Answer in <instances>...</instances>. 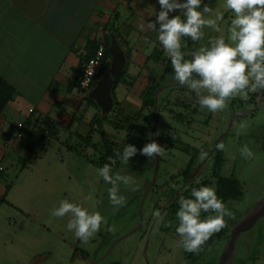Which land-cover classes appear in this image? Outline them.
<instances>
[{"label": "rangeland", "instance_id": "1", "mask_svg": "<svg viewBox=\"0 0 264 264\" xmlns=\"http://www.w3.org/2000/svg\"><path fill=\"white\" fill-rule=\"evenodd\" d=\"M206 1L213 12L224 13V20L220 22V33L212 28L203 29V37L209 42L219 35H227L232 13L224 7V0H204V3L208 4ZM191 91L186 87L183 90L170 91L164 97L167 105L163 102L162 110L158 114L156 138L158 143L165 147V152L160 157L157 181L143 205V222L136 232L128 235L139 222L138 220L136 223L132 218L137 210L140 215L143 195L139 204L137 196L147 181L152 179L155 169V158L150 159L140 154V150L153 141L152 113L144 111L142 115L136 116V113L121 112L117 106L112 112L103 115L101 110L92 106L98 115L104 118L102 132H99L95 125L89 141L76 139L73 145L75 148H81L98 168L106 147L113 149L115 155L109 159L113 175H131L134 181L129 186L120 185V194L124 195L126 204L117 209L110 203L108 189L111 185L99 175L100 168L91 162L88 163L89 160L82 156L68 159L63 144H52L43 162L44 177L41 181L37 177L32 178L34 187H37L38 191L42 190L39 193L42 208H34L36 213H40L35 222L42 224L32 228H29L30 224L27 223L25 226H17L20 239H16V247L8 251V254L5 249L0 248V264H31L40 254L43 255L40 264H92L95 261L92 257L97 245L112 233L115 238L111 245L117 239L124 238L98 264H218L224 246L231 236V230L236 224L233 226L226 222V227L214 233L198 252L190 255L192 252H184L181 237L176 232L179 220L173 217L171 205L179 204L181 197L190 198L192 189L199 188L203 182H208L206 186L216 190L217 179L212 175L210 153L216 142L225 145L227 163L221 171L222 175L233 173L245 182L243 197L227 207L233 213V218H242L256 198L264 193V90L261 93L263 99L257 105L250 103V99L234 104L230 100L225 109L213 113L204 108V112L198 113L200 116L197 117L194 110L200 104L197 94ZM186 104H189V109L185 107ZM126 108L131 110L135 107L128 105ZM242 112L244 114H241ZM77 113L84 116V113ZM211 116L213 122L210 123ZM109 121H115L119 126ZM66 131L61 134V138L65 140ZM41 134L40 130L36 132L37 136ZM127 144L135 145L137 154L125 164L116 153L122 152ZM244 145L251 149L253 157L242 156L240 150ZM205 147L207 156L204 159L198 158L192 176L187 177L184 171L188 161L199 148ZM62 157L67 165H58ZM113 160L115 163H112ZM69 165V172L73 175L71 180L66 176V167ZM56 168L63 169L56 171ZM14 175L15 171H10L9 180H12ZM190 182H193L192 189H189ZM187 189L189 191H185ZM34 199L35 193L32 199L28 198L27 203L31 204ZM65 199L88 209L89 212H100L107 223L102 224L100 231L87 242L82 241L75 236L74 231L67 229L70 214L62 218L52 215V211ZM10 211L9 207L3 206L0 210V220L10 216ZM156 211L161 213L160 218L154 216ZM210 214L212 213H202L201 218ZM109 227H114L115 231H108ZM148 238L149 242L146 244ZM207 243L212 246L208 248ZM76 247L78 252L75 251ZM109 248L100 252L98 259L104 256ZM83 250L90 252L91 260L78 256ZM249 250L264 252V217L252 229L240 235L233 264L241 263Z\"/></svg>", "mask_w": 264, "mask_h": 264}, {"label": "crops", "instance_id": "2", "mask_svg": "<svg viewBox=\"0 0 264 264\" xmlns=\"http://www.w3.org/2000/svg\"><path fill=\"white\" fill-rule=\"evenodd\" d=\"M159 10L158 0H0V199L5 200L0 210L3 206L11 209V215L0 220V248L7 254L20 239L17 226L42 224L35 222L40 213L34 211L35 207L42 208V190L34 187L32 178L41 181L44 177L43 162L52 144H63L68 159L80 158L68 145L74 144L77 134L86 137L92 133L91 121L98 112L85 99L88 94L76 86L75 79L79 66L104 39V26L115 11L119 12L120 37L131 48L125 76L115 89L121 112L137 113L144 90L162 79L168 57L157 40L158 33L147 27ZM157 50L162 52L159 58ZM128 105L135 108L127 109ZM196 109V117L204 112L201 106ZM47 120L56 131L44 136L32 152L31 145L40 137L36 132L45 129ZM65 130L66 140L61 138ZM222 154L226 158L225 149ZM61 160L58 165H67L64 157ZM66 168L71 180L70 165ZM12 170L15 175L9 180ZM221 171L222 177L242 184L240 200L245 182L233 173L224 176ZM34 193V201L28 204ZM263 197L264 193L257 197L246 214ZM237 201H229L227 207ZM78 256L83 258L81 253ZM239 264H264V252L249 250Z\"/></svg>", "mask_w": 264, "mask_h": 264}, {"label": "clouds", "instance_id": "3", "mask_svg": "<svg viewBox=\"0 0 264 264\" xmlns=\"http://www.w3.org/2000/svg\"><path fill=\"white\" fill-rule=\"evenodd\" d=\"M158 4L160 10L147 27L158 33L157 40L170 59L174 80L193 90L202 108L215 113L225 109L231 99L240 97L246 100L249 93L264 90V0H224V7L232 13L227 35H219L207 45L198 47L188 59L182 51V39L190 37L198 42L206 27L220 33L224 13L213 12L204 0H158ZM151 51L152 46L148 54ZM224 148L222 142L217 145L219 151ZM240 151L245 158L254 155L247 145ZM164 152L165 147L155 141L140 150L141 155L150 159L162 157ZM136 154L137 148L132 144H127L122 152L116 153L125 164ZM206 156L207 153L202 150L200 159ZM98 172L111 185L108 189L110 203L117 209L124 206L126 199L120 194V185H131L134 182L132 176L113 175L109 164H104ZM191 197L179 200L176 232L186 251L198 252L214 233L226 227L225 217L233 218V213L218 198L213 187L194 188ZM202 212L213 214L201 218ZM69 214L71 218L67 229L74 231L75 236L84 242L107 223L100 212H89L67 199L52 211L55 217ZM154 216L160 218L161 213L156 211ZM108 231H115V228L109 227Z\"/></svg>", "mask_w": 264, "mask_h": 264}, {"label": "trees", "instance_id": "4", "mask_svg": "<svg viewBox=\"0 0 264 264\" xmlns=\"http://www.w3.org/2000/svg\"><path fill=\"white\" fill-rule=\"evenodd\" d=\"M208 6H209V3H208ZM118 20H119V12L115 11L112 14V18H111L110 23L104 26V39L102 41H98V43H97V45H98L100 42H103L106 45V55H105V68H106V70H108L109 67H110L111 55H110V52H109V46H110V40H111V37H110L111 33H114L116 35V37H117V39L119 41V44L123 47V49H124V51L126 53V57H127V61L128 62L130 61V57H131V48L129 47V44L123 42L121 37H120ZM195 42L196 41H193L190 37H184L182 39V44L184 45V47L182 48V51L184 52L186 59L191 58V52H192V50L194 48ZM207 42H208V39L202 37V39L200 41H198L197 48L200 47V46H205L207 44ZM161 54H162V52H160L159 50L156 51V55L158 56V58L161 56ZM84 63L85 62H83L79 66V69L77 70V78L75 79V82H76V86H78V87H79V75L81 73V69H82V66H83ZM124 76H125V71L122 73L119 81L117 82V84L113 88L112 94H113V97H114V106H113V108H112V110L110 112H112L115 109V107L119 106V102H118L117 97H116L115 89H116L117 85L120 82H122V79L124 78ZM173 77H174V73L172 71V65H171L170 59L168 58V63H167L164 75L162 76V79L160 80V82H158L157 84L149 85L144 90L143 97H142V100H143L142 107L135 114L136 116L142 115V113L144 111H149L150 113L153 112V108L155 106V96H156V91H157L158 87L163 85V84H165V83H168V82H177V81L174 80ZM185 88H186V86L180 85L178 87H172L170 89L164 90V92L161 93L160 96H159V100H158V114L162 110L164 97H165L166 93H168L170 91H173V90H183ZM262 91L263 90H259V91L255 92L254 94H252V96H251V98L249 100L250 103L254 102L255 105H257L256 99L262 93ZM85 99L90 104H92L95 107H97L98 110H100V108L98 107L97 103L94 100L90 99L88 97V95L85 96ZM237 101L238 102L239 101L243 102L244 100H241L238 97H236L234 99H231V103L232 104H234ZM164 103L166 104V102H164ZM185 107L186 108L189 107V104H186ZM194 111L196 112L197 109H195ZM102 120H104V118H101L98 114H96L93 117L92 121H91L92 130L94 129V127L96 125L98 131L102 132ZM46 123H47V125H46L45 129L41 130L42 134L40 135L38 140L31 145V151L32 152L39 145V142L42 140V138L44 136L52 135L56 131V126L53 123H51L50 120L49 121L47 120ZM109 123H111V124H113V125H115L117 127L119 126V124L117 122H115V121H109ZM90 137H91V134H89L86 137H83V136L77 134V138L80 139V140L82 139V140H85V141H89ZM217 145H218V142H216L213 145V147H212V149L210 151V153H211V163H212V175H213L214 178L217 179V185H216L217 196H218L219 199H221L224 202L225 206L227 207V204L229 203V201H237L241 197V195H242V184L238 180H236L234 178H225V177H222L220 175V171L223 169V167L227 163V158H225L223 156L222 151L217 150ZM68 148L70 150L75 151L78 155H80L82 157H85L89 161H91V159L85 154V152H83V150L81 148H75L74 145H68ZM205 149H206V147L205 148H199L196 151L195 155L192 156L190 158V160L188 161L187 166H186L185 171H184V174L187 177H191L192 176L194 167L197 164V160H198V158L201 155V151L203 150L205 152L206 151ZM114 155L115 154L113 153V149L110 146L106 147L105 153L101 157L99 168H101L104 164H109L110 165L109 159L112 156H114ZM149 180L147 181L148 184H149ZM147 183L143 187L142 192L137 196V198H138L137 199V203L138 204L140 203V200L142 198L144 189L147 186ZM207 184H208V182H203L200 185V187L201 186H206ZM189 187H190L189 189H192L193 182H190ZM7 188H8V186H7ZM185 191H189V190L187 189ZM190 198H192V197H190ZM4 201H5L4 199H0V203H2ZM179 207L180 206H179L178 203H173L171 205V211H172L173 217H177L176 214H177V212L179 210ZM139 217H140L139 210H137V212L133 215L132 218L137 223L138 220H139ZM225 221L228 224H232L234 226L239 220H237L235 218H229V217L226 216L225 217ZM114 236H115V234L112 233L110 237H106L105 236L106 238L99 242V244L97 245V248L95 250V253H94L93 257H92L93 260H97L101 256L99 253L100 252L102 253V252L106 251L109 248V246L111 245V243L113 242V240L115 238ZM211 246H212L211 243H207V247L208 248L211 247ZM78 251L79 250L76 249V252H78ZM184 252L187 253V251L185 249H184ZM193 253L194 252H192V254H190V255H193ZM81 256L83 258H85V259L89 258L91 260V254H89L88 252L81 251ZM41 259H43V255L42 254L37 255L34 258V260L31 262V264H40Z\"/></svg>", "mask_w": 264, "mask_h": 264}, {"label": "water", "instance_id": "5", "mask_svg": "<svg viewBox=\"0 0 264 264\" xmlns=\"http://www.w3.org/2000/svg\"><path fill=\"white\" fill-rule=\"evenodd\" d=\"M111 40H110V46H109V52L111 55L110 59V67L109 69L104 73V75L99 78L95 84V86L89 91L88 97L92 100H94L98 107L100 108L103 115L109 113L113 106H114V97H113V88L119 81L122 73L125 71L126 65H127V57L126 53L123 49V47L119 44V41L114 33H111ZM198 42H195L194 48L192 52L197 49ZM191 52V53H192ZM180 84L178 82H168L158 87L156 91L155 96V106L153 108L152 112V140L157 142L156 138V130H157V124H158V98L159 95L166 89L172 88V87H178ZM263 98V94L260 96L261 102ZM250 112V111H249ZM241 114H244L242 112ZM159 162L160 157L157 156L155 158V169L154 174L152 176V179L150 180L148 186L146 187L144 193H143V199L141 202L140 207V217L139 222L137 226L129 232L128 235L136 232L139 227L141 226L143 222V205L145 203V200L148 197L149 192L155 185L157 178H158V169H159ZM264 216V197L260 199L255 207L249 211L242 219H240L236 225L231 230V236L229 240L226 242L224 249L222 251L220 260L218 264H232L234 256H235V249L238 242V239L241 235V233L251 229L257 221ZM124 238V237H123ZM117 239L109 248L108 252L102 256L100 259L95 260L92 262V264H98L100 260L104 259L108 254L115 248V245L120 242L121 239ZM149 242V238L146 242V244Z\"/></svg>", "mask_w": 264, "mask_h": 264}, {"label": "built area", "instance_id": "6", "mask_svg": "<svg viewBox=\"0 0 264 264\" xmlns=\"http://www.w3.org/2000/svg\"><path fill=\"white\" fill-rule=\"evenodd\" d=\"M106 45L100 42L92 56L85 61L79 75V88L86 94L95 86L97 80L107 71L105 68Z\"/></svg>", "mask_w": 264, "mask_h": 264}]
</instances>
